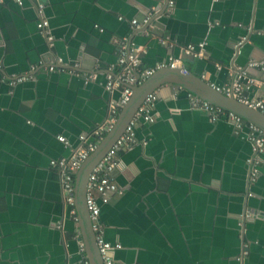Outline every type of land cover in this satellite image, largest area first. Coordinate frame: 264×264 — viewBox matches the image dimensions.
Here are the masks:
<instances>
[{
  "label": "crops",
  "instance_id": "obj_1",
  "mask_svg": "<svg viewBox=\"0 0 264 264\" xmlns=\"http://www.w3.org/2000/svg\"><path fill=\"white\" fill-rule=\"evenodd\" d=\"M174 1L170 10L167 0H41L53 46L38 31L37 0L0 5V264H81L87 257L51 162L69 157L120 99L121 89L105 87L119 40L144 48L141 70L182 57L218 88L251 60H264V0ZM148 15L149 27L131 25ZM200 42L204 58L182 53ZM59 59L65 70L49 71ZM251 74L264 80L260 68ZM21 75L31 78L11 87ZM156 92L155 122L140 121L138 142L119 153L116 182L124 193L102 206L106 241L122 245L112 252L114 264H264V156L252 182L248 130L237 135L226 119L213 123L176 86ZM245 96L264 100V84Z\"/></svg>",
  "mask_w": 264,
  "mask_h": 264
},
{
  "label": "built area",
  "instance_id": "obj_2",
  "mask_svg": "<svg viewBox=\"0 0 264 264\" xmlns=\"http://www.w3.org/2000/svg\"><path fill=\"white\" fill-rule=\"evenodd\" d=\"M7 0H0V5H3ZM10 1V0H9ZM17 3L19 6H23L26 0H11ZM39 21L37 28L40 34H42L50 46L54 44V36L51 32L50 20L46 15L47 4L37 0ZM214 2H222L226 0H213ZM168 6L170 10L175 6L174 0H169ZM152 15L146 16V18L139 22L133 20L131 25L134 28L149 25ZM123 20V18H120ZM102 30V29H101ZM247 38H242L237 44V49H240L246 42ZM162 45L173 46L168 38L160 39ZM118 45V60L116 64L112 65L107 74L106 89L109 92H114L117 89H121V97L119 100L111 103L108 118L104 123L96 127L90 134H81L79 137V146L69 157H63L58 160H52L51 166L59 171L61 183L64 192L65 202L71 207V213L77 218L76 210V192L75 184L77 173L82 165L90 158V156L98 149L100 143L104 140L106 135L114 128L118 121L123 108L129 103L131 96L133 95L132 86L136 84H142L149 77H151L157 70L163 68H184L185 64L182 57L174 58L170 56L168 60L159 64L152 69L141 70V56L145 52L143 47L132 44L128 39H122L117 42ZM182 53L185 56H190L195 59H202L206 54V42H200L197 44H188L182 48ZM43 63V62H42ZM64 63L62 59L57 61V64H52L48 70L55 72L57 70L64 71ZM218 69H221L220 65H217ZM260 68L264 71V60L255 61L251 60L247 68H239L235 74V78L230 85L223 86L217 90L226 96H233L241 102L246 103L251 108L261 111L264 114V100H248L245 96V92L249 91L252 87L260 86L264 84V80H259L251 74V69ZM73 72V71H72ZM138 74V75H137ZM29 76H14L9 81V85L14 87L18 84L26 82ZM179 88V87H178ZM179 90H183L179 88ZM187 92V97L191 103V107L194 110L203 111L209 119L216 123L221 119H226L230 124L234 126L235 133L238 135L244 129L248 130L247 138L253 145V157L247 160V163L251 166V181H257L260 174V164L262 163L264 156V131L254 124L246 122L243 118L231 113L226 112L220 107L205 101L202 98L195 96L194 94ZM177 95V94H175ZM158 101L157 92L150 94L132 121L127 126L124 134L120 139L112 146L107 152L105 157L95 167L89 177L86 192V205L90 213L92 222V228L96 235V242L102 257L104 264H114L112 252L122 248L120 243L112 244L106 241L103 233V228L100 223V216L102 212V206L111 202L113 196L122 195L124 192L119 188L116 182V173L120 169L121 162L119 160V153L121 151L132 148L138 141L136 137V126L140 121L147 123H154L155 119L152 115L155 108V104ZM59 141L64 143L65 146H69V141L64 136L58 137ZM248 217L251 215L248 213ZM79 247L82 253H86L85 244L79 236ZM248 250H244L242 257L238 260L241 261L246 255ZM81 264H90L87 257H84Z\"/></svg>",
  "mask_w": 264,
  "mask_h": 264
},
{
  "label": "water",
  "instance_id": "obj_3",
  "mask_svg": "<svg viewBox=\"0 0 264 264\" xmlns=\"http://www.w3.org/2000/svg\"><path fill=\"white\" fill-rule=\"evenodd\" d=\"M167 3H169V0H167ZM149 26L150 24L147 25V27ZM165 85H173L182 88L208 101L214 106L222 108L226 112H231L243 118L246 122L254 124L264 131V114L261 111L251 108L249 105L239 101L233 96L224 95L217 90V87L211 85L201 76L185 67H167L159 69L142 84L132 86L133 95L129 103L121 111L114 128L106 135L98 149L82 165L76 177L75 207L82 232L81 240L85 244L86 256L90 264L104 263L97 246L96 235L93 231L90 213L86 205V192L89 177L107 152L124 134L127 126L132 121L145 99Z\"/></svg>",
  "mask_w": 264,
  "mask_h": 264
}]
</instances>
